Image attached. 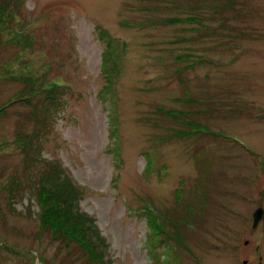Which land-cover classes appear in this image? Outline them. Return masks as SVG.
<instances>
[{"label": "rangeland", "instance_id": "rangeland-1", "mask_svg": "<svg viewBox=\"0 0 264 264\" xmlns=\"http://www.w3.org/2000/svg\"><path fill=\"white\" fill-rule=\"evenodd\" d=\"M156 1L146 18L138 0H0V264H86L80 242L40 222L53 189L100 264L224 260L264 149V0H205L199 19L188 0ZM24 87L32 104L51 91L38 137ZM183 106L196 123L166 115ZM16 177L47 189L9 199Z\"/></svg>", "mask_w": 264, "mask_h": 264}, {"label": "trees", "instance_id": "trees-1", "mask_svg": "<svg viewBox=\"0 0 264 264\" xmlns=\"http://www.w3.org/2000/svg\"><path fill=\"white\" fill-rule=\"evenodd\" d=\"M205 4H206L205 0L197 1V2L188 0L184 4L178 6H183L184 9H190L189 11L191 12H195V13L197 12L196 14L200 15V17L196 15L197 18L199 19L201 17L207 18L206 14L203 13V10H207L208 3L206 5ZM225 7L230 8V6L229 7L225 6ZM138 8H140V10L143 11V14L145 15L146 18H150L151 15L155 16V13L158 11L159 6L156 0H138ZM165 21L167 20H164V22ZM173 21H176V19L173 18ZM100 40L105 43V48L103 50L104 53L106 54L107 48L110 47L108 46V44L110 43V39L103 40L102 38H100ZM106 64L107 61L106 59H104L101 63V68L105 69ZM50 89H54V85ZM27 91L28 88L24 87L20 93L25 95V98H23V102L25 101L26 104L33 106L35 119H36V123L34 124V135L38 137L40 133L45 134L46 132L50 131L49 129V125L51 122L50 110L53 107V102L48 94L51 91H47L44 97L39 96V98H36L34 104L31 103V101L34 98L30 97L29 95H26ZM184 101L189 102V100L186 99ZM185 105L188 104L185 103ZM5 107L6 106L1 107L0 112L3 111ZM176 111L178 113L175 114L174 110L170 109L166 115H168L172 119L182 118L185 122H189V121L195 122L194 120H188L190 119L189 117L192 114L190 108H188L187 106H183L182 109ZM160 117L163 118L162 115ZM202 133L205 132L202 131ZM25 137L27 138L28 136ZM38 163H40V161L36 160V158H33L32 162L29 163L28 165L35 164L36 166H43V167L44 166L47 167L48 165L46 163L44 164H38ZM43 172L45 174L51 173L50 170H45V169ZM33 181L34 183L37 181L38 190H40L41 192L43 190V186L47 189L46 185L42 182L41 177L39 178L32 177L31 179H27L26 177H24V179H17L16 177L15 182H9L7 184V190H9V192H6V195L8 196L9 199L12 198V200L13 199L16 200V198H22L20 195L23 194V192L25 193L28 190H32L31 187L34 186V184H32ZM67 194H68L67 191L58 192L57 190L53 189V196H47V195L41 196V198L39 199L40 203H43L46 199L54 198V205L53 206L47 205L44 208H42L40 213V222L43 226H58L60 230L57 236L61 238L63 241H69L71 240L70 238H72L80 242L85 247L86 250L83 255L84 263L100 264L102 262L101 255L99 253L100 251L98 250L97 246L94 243H92V239H90L91 232L90 231L88 232L89 228L83 227L85 231H79L77 229L78 226H83L84 219L82 215L79 214V212L78 214L74 213L71 207L70 200L67 197ZM28 205H30V202L28 203ZM149 214L150 217L147 218V220H148L149 228L151 229L154 237L157 239L158 237H162V235L163 237H165V235L166 237L169 236V233L165 229L157 227L158 226V223L156 221L157 218L154 217V215H152L151 213ZM166 243L170 248V243L168 241H166ZM93 245L95 247H93Z\"/></svg>", "mask_w": 264, "mask_h": 264}, {"label": "flooded vegetation", "instance_id": "flooded-vegetation-1", "mask_svg": "<svg viewBox=\"0 0 264 264\" xmlns=\"http://www.w3.org/2000/svg\"><path fill=\"white\" fill-rule=\"evenodd\" d=\"M259 143L257 139V147ZM252 157L251 189L243 199L246 210L239 211L232 230L224 234L221 264H264V149L254 148Z\"/></svg>", "mask_w": 264, "mask_h": 264}]
</instances>
